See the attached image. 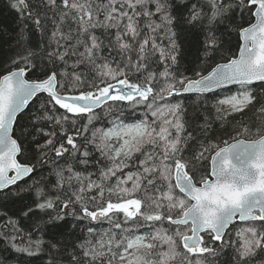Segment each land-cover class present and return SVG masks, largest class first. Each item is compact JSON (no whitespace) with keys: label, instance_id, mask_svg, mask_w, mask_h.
I'll use <instances>...</instances> for the list:
<instances>
[{"label":"snow or ice","instance_id":"obj_1","mask_svg":"<svg viewBox=\"0 0 264 264\" xmlns=\"http://www.w3.org/2000/svg\"><path fill=\"white\" fill-rule=\"evenodd\" d=\"M5 7L0 264H264V0Z\"/></svg>","mask_w":264,"mask_h":264},{"label":"trees","instance_id":"obj_2","mask_svg":"<svg viewBox=\"0 0 264 264\" xmlns=\"http://www.w3.org/2000/svg\"><path fill=\"white\" fill-rule=\"evenodd\" d=\"M0 26H4L9 32L15 30V14L5 7V0H0Z\"/></svg>","mask_w":264,"mask_h":264}]
</instances>
